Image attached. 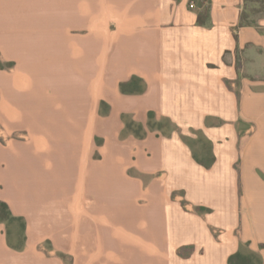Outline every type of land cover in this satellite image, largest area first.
<instances>
[{"label": "crops", "instance_id": "0c3cea01", "mask_svg": "<svg viewBox=\"0 0 264 264\" xmlns=\"http://www.w3.org/2000/svg\"><path fill=\"white\" fill-rule=\"evenodd\" d=\"M248 4L0 0V200L26 222L21 245L0 222V264H264Z\"/></svg>", "mask_w": 264, "mask_h": 264}, {"label": "trees", "instance_id": "16d2710c", "mask_svg": "<svg viewBox=\"0 0 264 264\" xmlns=\"http://www.w3.org/2000/svg\"><path fill=\"white\" fill-rule=\"evenodd\" d=\"M248 22H253L250 18ZM121 89L124 93H133L136 91H141L142 87L140 84V80L134 78L130 82H124L121 84ZM150 122L149 125L153 127L155 123L154 120V113L150 112L149 114ZM128 129L135 132L138 136H142V126L135 124L134 122H127ZM0 222H19L20 223V230H21V238L24 241L25 239V230H26V222L23 217L14 216L10 206L7 202L0 200ZM22 241V243H23ZM21 243V244H22ZM230 264H259L260 258L256 254H244L241 252L233 254L229 259Z\"/></svg>", "mask_w": 264, "mask_h": 264}, {"label": "rangeland", "instance_id": "374dc122", "mask_svg": "<svg viewBox=\"0 0 264 264\" xmlns=\"http://www.w3.org/2000/svg\"><path fill=\"white\" fill-rule=\"evenodd\" d=\"M249 14L254 20L264 18V0H249ZM8 233L10 241L14 245H21V230L19 222L9 223Z\"/></svg>", "mask_w": 264, "mask_h": 264}, {"label": "built area", "instance_id": "2783aa9c", "mask_svg": "<svg viewBox=\"0 0 264 264\" xmlns=\"http://www.w3.org/2000/svg\"><path fill=\"white\" fill-rule=\"evenodd\" d=\"M192 7H194L195 6V2H191V4H190Z\"/></svg>", "mask_w": 264, "mask_h": 264}]
</instances>
